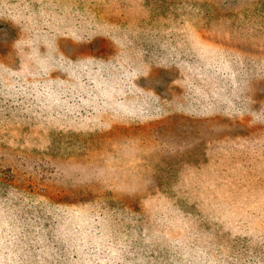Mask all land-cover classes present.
<instances>
[{
	"label": "rangeland",
	"instance_id": "rangeland-1",
	"mask_svg": "<svg viewBox=\"0 0 264 264\" xmlns=\"http://www.w3.org/2000/svg\"><path fill=\"white\" fill-rule=\"evenodd\" d=\"M148 35L158 44L144 58L172 64L122 81L134 94L119 107L129 115L92 105L84 115L76 101L84 95L62 99L54 115L25 106L11 90L47 67L74 73L117 65L125 43L139 46L137 37ZM104 37L117 45L112 60ZM192 62L208 70L188 71L187 81ZM239 71L246 77L238 81ZM148 89L151 99L170 100L158 114L140 113ZM263 107L264 0H0V176L55 199L56 209L66 204L71 232L129 202L136 213L118 225L126 232L136 218L146 221L149 259L171 250L180 257L174 264H185L193 244L202 253L215 238L230 246L234 236H251L257 245L264 236ZM246 144L253 148L247 156Z\"/></svg>",
	"mask_w": 264,
	"mask_h": 264
},
{
	"label": "trees",
	"instance_id": "trees-1",
	"mask_svg": "<svg viewBox=\"0 0 264 264\" xmlns=\"http://www.w3.org/2000/svg\"><path fill=\"white\" fill-rule=\"evenodd\" d=\"M151 36L137 37L142 38L143 42L139 46L134 44L133 40L125 43L124 52L117 65L110 64L96 69L92 63L90 68L74 73L67 72L61 67H47L45 70L34 72L31 77H24L13 83L11 90L18 93L16 96L24 101L25 106L35 107L36 110L45 113L50 111L54 115L59 114L62 99L65 102L71 98L78 99L81 95H84V98L76 101L77 107L85 113L84 115L89 114L90 105L96 106L95 111L98 113H102L103 106H110L111 114L129 115L130 111L120 110L119 107L123 106L127 96L131 97L134 94L130 90L131 86L123 85L122 81H134L138 74L140 76L144 73L159 74L163 70L160 64H168L169 67L172 64L168 61L161 63L144 58V55L151 54L154 44H158ZM145 40L149 44L145 43ZM102 41V46L106 47L109 54L105 55L106 58L112 60L117 50L116 43L108 37H104ZM193 62L190 66L188 63L185 64L187 81L188 71L208 70L206 64ZM146 63L147 71L144 65ZM121 71L124 73L121 74ZM245 77L239 71L238 81ZM48 79L50 81L59 79L62 83L47 87ZM134 86L138 90L143 89L137 84ZM59 87L65 88L62 98H58ZM148 91L150 90L144 92L143 104L139 105L140 113L158 114L166 103L170 104L169 99L166 101L151 99L155 93ZM222 103L223 107L229 106L224 101ZM74 107L68 103V115L73 113ZM262 113L264 114V107ZM233 116L237 117L236 123L240 125L241 116L236 114ZM240 148L245 156L253 152V148L248 147V144L241 145ZM39 195L41 194L30 189L21 188L6 175L0 176V264H29V261L23 260L25 255L27 258L41 261V264L48 261L56 264H174V260L180 262L179 255L171 250L158 253L155 258H148V253L151 252L148 251V246L153 245L145 220L136 218V223L128 227L129 231L125 229L124 232L120 229L118 224L129 222L130 216L136 213L132 203L108 207L107 217H102L98 212L91 216L89 224L78 225L77 229L71 232L65 228L64 223L69 213L67 205L62 204V208L56 209L53 205L55 199L44 195V200H41L36 198ZM41 202L51 205L41 207ZM110 214L120 217L111 222ZM78 215L79 213L72 214ZM237 239L238 236H234L230 246H221L219 239L215 238L214 243L209 241V245L204 244L202 253L197 245L193 244V249L185 253V257L188 255L185 264H264V236L257 245L251 236Z\"/></svg>",
	"mask_w": 264,
	"mask_h": 264
}]
</instances>
